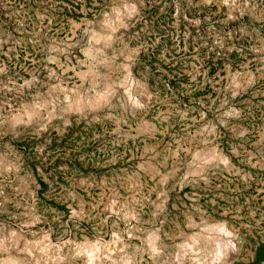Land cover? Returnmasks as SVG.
<instances>
[{
  "label": "rangeland",
  "instance_id": "obj_1",
  "mask_svg": "<svg viewBox=\"0 0 264 264\" xmlns=\"http://www.w3.org/2000/svg\"><path fill=\"white\" fill-rule=\"evenodd\" d=\"M6 257L264 264V0H0Z\"/></svg>",
  "mask_w": 264,
  "mask_h": 264
},
{
  "label": "bare ground",
  "instance_id": "obj_2",
  "mask_svg": "<svg viewBox=\"0 0 264 264\" xmlns=\"http://www.w3.org/2000/svg\"><path fill=\"white\" fill-rule=\"evenodd\" d=\"M115 11V10H114ZM115 17H117V19L115 18ZM113 19L115 20L116 19V22H117V24H115V22H113ZM119 13H117V14H115V16L112 18V19H108V24H107V35H103V36H101V37H99L100 39H102L103 40V43H105V42H109V39H110V36H109V32H111L114 28H116V26L118 25V22H119ZM106 22V23H107ZM87 53V52H86ZM107 92V91H106ZM109 93V92H108ZM104 94V93H103ZM107 96V95H106ZM103 99L104 98H106L105 97V95L102 97ZM101 99V98H100ZM103 99H101V100H103ZM79 101V100H78ZM211 158H219V156H218V154H215V153H213V152H211V153H209V154H207V155H205L204 157H203V160L204 159H211ZM213 229L214 230H216L217 232L219 231V232H225V230L223 229V227L222 226H220V225H215V226H213ZM15 237V236H14ZM203 239L204 238H199V237H197V238H192L191 240H190V242H191V245L190 246H192L193 244H195L196 242H202V244H203ZM15 240V239H14ZM14 240H13V242H14ZM43 241V240H42ZM17 242V241H16ZM204 243H207V242H205L204 241ZM210 243H212V245H210V246H213V249L211 250L214 254H215V256L216 257H213L214 259H213V262L214 261H217L218 263H221L222 262V259H220L221 258V256H222V252L224 251V249L226 248V246L228 245V242L227 241H223V240H220V239H213V240H211V242ZM153 243L151 242V246L155 249V246L154 245H152ZM188 244V243H187ZM183 246V248H187L188 246L187 245H182ZM203 246H205L204 244H203ZM25 251H27V252H29L30 253V251H32V252H35L36 253V256L35 257H33V259H32V261L34 262V263H38V260H39V258H41V259H43V261L45 260L46 261V258L47 257H45L46 256V252H48V248L46 247V246H44V245H39V243L37 244V242L35 243H32L31 245H24L23 247H22ZM191 248V247H190ZM157 250V249H156ZM211 252V253H212ZM93 255V254H92ZM90 256V255H89ZM13 257V256H12ZM12 257H6V258H4V259H2V260H0V264H26V263H24L22 260H20V259H16V258H12ZM87 259H91V258H87ZM92 260V259H91ZM91 260H88V261H91ZM94 260V259H93ZM44 261V262H45ZM91 263V262H90ZM212 263V262H211ZM29 264V263H28ZM89 264V263H88Z\"/></svg>",
  "mask_w": 264,
  "mask_h": 264
}]
</instances>
